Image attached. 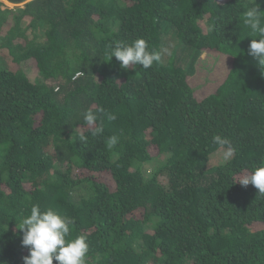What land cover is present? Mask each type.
Listing matches in <instances>:
<instances>
[{
    "label": "trees",
    "instance_id": "trees-1",
    "mask_svg": "<svg viewBox=\"0 0 264 264\" xmlns=\"http://www.w3.org/2000/svg\"><path fill=\"white\" fill-rule=\"evenodd\" d=\"M251 3L0 2V264H24L17 226L33 204L74 220L69 238H87V264H264V194L236 182L264 164V69L248 54L259 36L243 17ZM137 38L161 60L106 61L113 41ZM206 50L232 64L201 97L188 76ZM88 109L117 119L91 137ZM214 135L231 141L229 160L213 162L224 151Z\"/></svg>",
    "mask_w": 264,
    "mask_h": 264
},
{
    "label": "clouds",
    "instance_id": "clouds-1",
    "mask_svg": "<svg viewBox=\"0 0 264 264\" xmlns=\"http://www.w3.org/2000/svg\"><path fill=\"white\" fill-rule=\"evenodd\" d=\"M261 12L264 11H260L256 0H253L243 12V17L245 25L251 28L253 34L259 36V39L251 40L248 54L264 69V26L261 24ZM106 55V61L110 62L115 57L124 69L135 65L148 69L154 62L161 60V53L151 50L148 41L144 38H137L131 43L113 41ZM105 117L109 122L117 119L115 114L104 109L98 112L88 109L83 112V120L88 126V134L91 137L103 135ZM87 140L88 135L82 133L79 136L80 142L86 143ZM118 141L119 137L112 135L107 138V146L112 148ZM212 142L220 149H224L223 160L227 161L233 156L235 149L227 137L214 135ZM236 182L243 186L252 184L260 194H264V164L255 166L250 174L242 175ZM73 224L74 220L62 216L52 208L41 211L39 204H33L30 214L22 219L19 226L16 225L22 232V246L29 251V254L23 258L24 264H53L54 260L57 264H87L89 243L84 235H77L74 239L69 238L70 227Z\"/></svg>",
    "mask_w": 264,
    "mask_h": 264
},
{
    "label": "rangeland",
    "instance_id": "rangeland-1",
    "mask_svg": "<svg viewBox=\"0 0 264 264\" xmlns=\"http://www.w3.org/2000/svg\"><path fill=\"white\" fill-rule=\"evenodd\" d=\"M7 1L8 0H0V2L3 3V8L24 7L26 2L31 0H23L18 4ZM218 1L223 2L225 0ZM1 53L2 51L0 50V54ZM231 64V56L219 53L215 50H206L205 52H202V54L198 58V61L195 64V68L191 72H189V81L194 87H196L197 93L201 97H205L206 95L216 91V89L225 79ZM27 72L29 73L30 77H35V69L29 68L27 69ZM221 160L222 157L216 155L213 162L220 163ZM160 162L161 160L157 159V161L152 162V164L150 163L147 169H154L155 165L159 164Z\"/></svg>",
    "mask_w": 264,
    "mask_h": 264
},
{
    "label": "bare ground",
    "instance_id": "bare-ground-1",
    "mask_svg": "<svg viewBox=\"0 0 264 264\" xmlns=\"http://www.w3.org/2000/svg\"><path fill=\"white\" fill-rule=\"evenodd\" d=\"M8 2V1H7ZM12 4V3H11Z\"/></svg>",
    "mask_w": 264,
    "mask_h": 264
}]
</instances>
